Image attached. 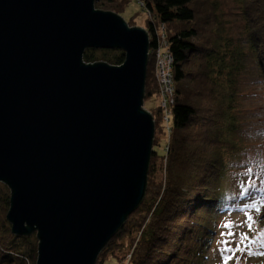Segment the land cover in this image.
Here are the masks:
<instances>
[{
  "label": "water",
  "instance_id": "95a60500",
  "mask_svg": "<svg viewBox=\"0 0 264 264\" xmlns=\"http://www.w3.org/2000/svg\"><path fill=\"white\" fill-rule=\"evenodd\" d=\"M97 1L0 0V183L36 264H96L147 192L149 32ZM91 48L125 60L86 62Z\"/></svg>",
  "mask_w": 264,
  "mask_h": 264
},
{
  "label": "trees",
  "instance_id": "16d2710c",
  "mask_svg": "<svg viewBox=\"0 0 264 264\" xmlns=\"http://www.w3.org/2000/svg\"><path fill=\"white\" fill-rule=\"evenodd\" d=\"M130 1L98 0L96 8L121 14ZM170 1L151 3L167 7ZM238 1L245 21L247 54L254 59L264 83V0ZM219 6L220 0H177L174 7L188 12L190 18L165 22L176 58L172 125L167 135L159 105L149 109L156 133L145 199L109 241L96 264H102L108 250L119 261L126 257L120 251H125L130 255L129 264H204L207 258L217 231L215 214L229 208L218 184L226 165L224 150L237 145L233 137L237 125L233 73L238 72L244 58L242 46L224 35L226 22L218 16ZM204 9L213 17L206 23L197 22ZM97 50L104 54L101 60ZM102 59L121 65L125 53L91 48L84 54L86 62ZM154 65L150 53L146 98L157 97ZM9 205L10 196L0 197V264H36V235L12 234L6 218Z\"/></svg>",
  "mask_w": 264,
  "mask_h": 264
},
{
  "label": "rangeland",
  "instance_id": "374dc122",
  "mask_svg": "<svg viewBox=\"0 0 264 264\" xmlns=\"http://www.w3.org/2000/svg\"><path fill=\"white\" fill-rule=\"evenodd\" d=\"M139 1H143L145 6H141ZM176 1H170L167 7H160L151 3V0H131L120 15L131 26H142L146 29L149 23V12L159 23L190 18L188 12L182 13L174 7ZM241 7L238 0H220L218 8V16L226 22L224 35L232 39L238 46H242L244 58L239 64L238 72L233 73L234 116L237 122L233 137L237 145L235 149L224 150L226 165L219 182L220 185L218 184L219 194H224L229 208H222V212L215 214L217 231L207 249V258L204 264H222L221 242L226 237L221 234L228 231L225 224L229 222L232 224V231L236 233L235 240L237 242H239L241 233H246L249 240L252 241L249 249L236 254L239 264H264V255H249V251L264 253V246H262L264 244V190H261L264 187L261 183L264 181V83L254 59L248 55L250 52L248 53L247 49L245 21L241 14ZM212 17L209 10L204 9L203 13L197 17V22L201 20V23H206V20L210 21ZM95 53L98 59L103 58L104 54L101 51L97 50ZM158 105L159 101L156 95L148 97L144 101V107L147 109L156 108ZM249 181L255 186L249 187V194L240 195L241 184L243 183L247 187ZM10 194L7 185L0 183V197H7ZM253 201L261 202L259 212L255 208H245V205H250ZM246 212L252 216L251 229L248 227L249 221L245 215ZM245 243L248 241L246 240ZM232 247L235 248V244H232ZM126 248L125 244L123 250ZM120 255L126 257L119 261L117 258L111 257L108 250L102 264H129L130 255H127L125 251L123 253L120 251ZM230 264H236V260L230 261Z\"/></svg>",
  "mask_w": 264,
  "mask_h": 264
},
{
  "label": "built area",
  "instance_id": "2783aa9c",
  "mask_svg": "<svg viewBox=\"0 0 264 264\" xmlns=\"http://www.w3.org/2000/svg\"><path fill=\"white\" fill-rule=\"evenodd\" d=\"M139 2L141 6H145L143 1ZM149 13L147 30L150 36V53L154 59L155 76L158 84L157 98L162 113L161 124L163 125L164 131L169 135L172 116L176 108L174 71L176 58L165 23H159L151 12Z\"/></svg>",
  "mask_w": 264,
  "mask_h": 264
},
{
  "label": "snow or ice",
  "instance_id": "6c2138e0",
  "mask_svg": "<svg viewBox=\"0 0 264 264\" xmlns=\"http://www.w3.org/2000/svg\"><path fill=\"white\" fill-rule=\"evenodd\" d=\"M249 172H251V169H249ZM262 185H264V181L261 182ZM255 185L249 181V185L246 187L243 183L241 184V193L240 195H247L249 194V187H254ZM261 190H264V187L261 188ZM260 201H253L250 205H245L246 209H252L255 208L257 212H259L260 209ZM247 220L249 221L248 227L251 229L252 227V216L246 212L245 213ZM225 227L228 229L226 233H222L221 235L226 237L224 240H222V248H221V254H222V264H230V261L236 260V264H239V260L237 258L238 252H243L246 249L250 248V244L252 241L249 240L246 233L240 234L239 242L235 240L236 233L232 231V224L229 222L228 224H225ZM248 241V243H245V241ZM232 244H235V248L232 247ZM264 246V244H262ZM252 254H261L264 255V253H252L249 251V255Z\"/></svg>",
  "mask_w": 264,
  "mask_h": 264
}]
</instances>
